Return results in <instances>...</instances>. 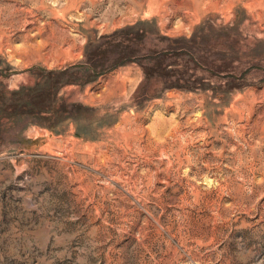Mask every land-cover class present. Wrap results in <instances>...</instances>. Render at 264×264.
I'll list each match as a JSON object with an SVG mask.
<instances>
[{
    "label": "rangeland",
    "instance_id": "1",
    "mask_svg": "<svg viewBox=\"0 0 264 264\" xmlns=\"http://www.w3.org/2000/svg\"><path fill=\"white\" fill-rule=\"evenodd\" d=\"M0 44V264H264V0H0Z\"/></svg>",
    "mask_w": 264,
    "mask_h": 264
},
{
    "label": "bare ground",
    "instance_id": "2",
    "mask_svg": "<svg viewBox=\"0 0 264 264\" xmlns=\"http://www.w3.org/2000/svg\"><path fill=\"white\" fill-rule=\"evenodd\" d=\"M2 43V42H1ZM3 46V45H2ZM0 47H1V44H0Z\"/></svg>",
    "mask_w": 264,
    "mask_h": 264
}]
</instances>
